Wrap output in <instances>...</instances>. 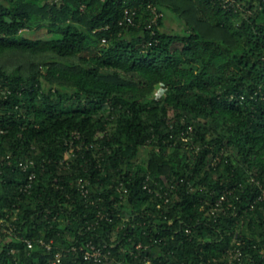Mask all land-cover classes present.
<instances>
[{"label": "trees", "instance_id": "16d2710c", "mask_svg": "<svg viewBox=\"0 0 264 264\" xmlns=\"http://www.w3.org/2000/svg\"><path fill=\"white\" fill-rule=\"evenodd\" d=\"M225 2L0 0V264H264V0Z\"/></svg>", "mask_w": 264, "mask_h": 264}, {"label": "built area", "instance_id": "2783aa9c", "mask_svg": "<svg viewBox=\"0 0 264 264\" xmlns=\"http://www.w3.org/2000/svg\"><path fill=\"white\" fill-rule=\"evenodd\" d=\"M232 0H226L225 2V5L228 6V4L231 2ZM149 8L151 9L152 13H153V18L149 24V26H153L154 24H157L158 23V20L160 17L163 16V12L159 11L157 7L155 6H152L151 4L149 5ZM137 13V10L136 9H130V8H126L125 9V14H124V18L122 21H120L121 23H124L125 21H127L128 23H134V16L136 15ZM10 157V155L8 156V158ZM20 166L24 169V170H27L30 166H33L35 164V160L34 159H31L29 161H20ZM36 176V173L35 171H33L30 175L31 178H34ZM84 186V184L82 185ZM123 186V183L121 182V185L120 187ZM125 191H127V188H125ZM167 193V192H166ZM83 194L84 195H87V189H83ZM224 196H222L217 202H216V205L213 209V213H217V210H219L221 208V202L223 200ZM168 199L166 198V201ZM261 200H264V187H262L261 191L259 192V194L257 195L256 199H255V203L257 201H261ZM252 207L254 206V203L251 204ZM29 245L31 246L33 243L31 240H27ZM48 248H51V245H47ZM87 249L85 250V258H88V259H93L94 261H99L101 259H108L110 254H111V251L108 250L107 252L104 250L107 245H100V244H96L92 241H89L87 243ZM143 247V244L142 243H139L137 245V248H141ZM76 247H74L75 249ZM147 248V246H146ZM241 254H242V251L240 249H235V252H234V255L235 257L237 258V260L241 261ZM57 262H60L61 261V257L60 255L58 256ZM146 264H154V262L150 259V258H147L146 259ZM242 264V262H241Z\"/></svg>", "mask_w": 264, "mask_h": 264}, {"label": "rangeland", "instance_id": "374dc122", "mask_svg": "<svg viewBox=\"0 0 264 264\" xmlns=\"http://www.w3.org/2000/svg\"><path fill=\"white\" fill-rule=\"evenodd\" d=\"M167 13H168L167 15L169 16V20H167L166 29L170 30V31L177 30L179 32H183L184 30L182 28L181 23L178 21L177 16L175 14L173 15V13H170V12H167ZM24 33L27 34L28 36L35 37V38L50 37L51 36L47 27L34 28L33 30L27 29L24 31ZM145 153L142 151V154H141L142 157H145V155H146ZM119 264H121V263H119Z\"/></svg>", "mask_w": 264, "mask_h": 264}]
</instances>
